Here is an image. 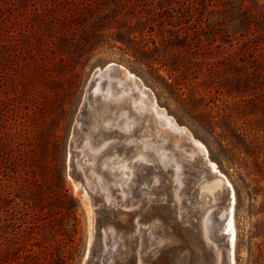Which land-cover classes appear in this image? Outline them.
I'll use <instances>...</instances> for the list:
<instances>
[{
    "label": "rangeland",
    "instance_id": "rangeland-1",
    "mask_svg": "<svg viewBox=\"0 0 264 264\" xmlns=\"http://www.w3.org/2000/svg\"><path fill=\"white\" fill-rule=\"evenodd\" d=\"M111 64L136 76L207 153L177 142L144 110L128 141L112 127L122 134L111 141L116 148L97 155L89 192L99 202L90 207L73 176L82 168L91 174L94 158L83 146L107 143L101 134L108 124H122V114L133 120L130 110L141 104L132 80L111 76L97 81L100 90L80 118L93 75ZM110 92L136 97L116 111L107 104ZM218 176L231 186L226 199ZM103 187L118 208L104 201ZM176 192L187 206L181 223L210 206L216 248L226 257L234 196L235 264H264V0H0V264H110L105 227L95 224L94 238V213L95 223L111 228L108 222L143 199V214L162 207L155 213L167 216Z\"/></svg>",
    "mask_w": 264,
    "mask_h": 264
},
{
    "label": "bare ground",
    "instance_id": "bare-ground-1",
    "mask_svg": "<svg viewBox=\"0 0 264 264\" xmlns=\"http://www.w3.org/2000/svg\"><path fill=\"white\" fill-rule=\"evenodd\" d=\"M121 74H125L127 76V78H129V80H132L136 85H137V89L139 91V94L141 96V104L138 106H133L132 110H135V112H133L132 110H130V114L134 115V119L131 121H128V117L125 116V114L119 115L118 119L121 121H124L122 124L120 123H115V125L113 123L108 124V129H104V133L101 134V136L106 137V141L102 142L100 141V145L99 146H94V142L88 140V142L83 146L84 149H86V154L91 158H94V165L92 164L91 166V174L90 171L85 172L84 169L82 168V172H78L76 171L74 173L73 176H75L76 179L80 180L81 182L84 183L85 185V191H83L84 193V197L86 198V204H88V206H95V204L93 202V197L91 196L89 190H94V187L92 185L91 182V177L94 176V171H95V165L96 162L99 161L97 155L98 153L107 145L110 144V148H116L113 147L115 142L111 141L113 140L114 136L115 139H120V135L122 133H119L120 130H123L125 132V136H126V141H128L129 137L128 135H126L127 133L129 134V132L131 133V129L133 128L134 125H136L138 123L139 120H141L140 115L144 113V110H148L150 112V114L152 116H154L156 122L161 126L166 128L167 132L169 133V135L173 136L174 139L178 140L177 142H181L184 140H187L190 145H192L193 151L199 153V154H206L207 152L205 151V147H203V145H200L199 143H197L193 138L192 135L189 133V131L186 128L180 127L178 126L179 124L175 123L176 121H174L173 117L169 118L164 109L161 110L159 109V107L156 105V102L154 100V98L152 97V94L150 93V90L145 88L144 85L140 82V80H138L135 77H133L126 69H123L122 67L116 65V64H111L109 66H107L104 70H97L95 72V74L93 75V78L91 80V83L89 85L85 100L83 102L82 108H81V112H80V118L82 116L85 115V113L87 112L90 103H91V99L95 96H97V93L100 90V84H97V81L102 80V79H110V77H119V79L122 77ZM121 76V77H120ZM113 79V78H111ZM128 80V79H127ZM128 80V81H129ZM112 80H110V85L114 86L115 84H113V82H111ZM125 81V79H124ZM106 84V83H105ZM126 84V83H125ZM124 84V85H125ZM128 84V83H127ZM97 87V89H95V87ZM111 86V87H112ZM128 86V85H127ZM126 86V87H127ZM113 88V87H112ZM120 88V87H119ZM114 89V88H113ZM122 91V89H121ZM120 91V92H121ZM110 96H108V100L109 102L107 103L108 105H110L109 107H111V110H116L118 111L119 108L121 107V103H130L131 98L134 97V94H126V92H122V93H114V92H110L109 94ZM136 97V96H135ZM148 99V104L146 105L147 101L144 99ZM139 99V98H138ZM130 100V101H129ZM103 102V101H102ZM135 102V101H132ZM139 102V100H138ZM152 106L153 109L150 111L149 107ZM102 109V108H101ZM105 112V111H104ZM108 112V111H107ZM110 112V111H109ZM110 114V113H109ZM110 117V116H109ZM145 118V117H144ZM148 118V117H147ZM151 118V117H149ZM148 118V119H149ZM147 119V120H148ZM143 120V119H142ZM115 121V120H114ZM137 121V122H136ZM112 122V121H111ZM144 122V121H143ZM141 124V121L139 122ZM146 125V123H145ZM144 125V127H145ZM142 126V125H140ZM112 127H117L118 130L114 131L112 130ZM137 128V127H136ZM143 128V127H142ZM116 129V128H115ZM143 130V129H142ZM123 132V133H124ZM137 132V131H136ZM143 132V131H140ZM107 133V134H105ZM139 133V132H138ZM137 133V134H138ZM132 134V133H131ZM130 134V136H131ZM133 135V134H132ZM137 136V135H136ZM136 136L134 138H136ZM142 138V137H141ZM141 138L139 137V139L141 140ZM137 139V140H139ZM139 140V141H140ZM134 141V140H133ZM122 143L121 146L123 144ZM150 142V141H149ZM136 143V144H135ZM137 142H133V144L137 145ZM145 143V142H144ZM143 143V147H145V144ZM148 143V142H147ZM195 143V144H194ZM112 144V146H111ZM141 144V143H140ZM150 144V143H149ZM134 145V146H135ZM147 145V144H146ZM177 145V144H175ZM141 146V145H140ZM184 145H182L183 148ZM125 147V146H124ZM129 147V145H128ZM126 146V148H128ZM138 149V145L136 146ZM181 147V146H180ZM179 147V148H180ZM141 148V149H142ZM147 148V147H146ZM130 149V148H129ZM133 149V148H132ZM185 149V148H184ZM146 149H144L145 151ZM159 150V149H158ZM157 150V151H158ZM139 151V150H136ZM149 151V150H146ZM109 152V151H107ZM139 154V153H138ZM137 155V154H136ZM142 157L144 158V155L141 154ZM171 155V154H170ZM175 155V154H174ZM198 155V154H197ZM208 155V154H207ZM201 156V155H199ZM206 157V156H205ZM135 158V157H134ZM138 158V156H137ZM140 158V157H139ZM170 158H174L172 156H170ZM176 158V157H175ZM192 158V157H191ZM204 158V157H203ZM145 159V158H144ZM205 159V158H204ZM207 159V157H206ZM157 160V159H156ZM163 160V159H162ZM171 160V159H170ZM175 160V159H174ZM173 160V161H174ZM195 160V159H194ZM203 160V159H202ZM141 161V160H140ZM139 161V162H140ZM150 161H152L150 159ZM164 161V160H163ZM167 161V160H166ZM176 161V160H175ZM169 162V166L170 161ZM177 162V161H176ZM195 162V161H193ZM202 162V161H201ZM207 162V161H206ZM120 163V162H119ZM141 163V162H140ZM160 163V161H159ZM166 163V162H165ZM164 163V164H165ZM173 163V162H172ZM203 163V162H202ZM208 163V162H207ZM155 164V161H154ZM162 164V165H164ZM181 164V163H180ZM179 164V166H180ZM196 164V162H195ZM198 164V163H197ZM118 165V164H117ZM143 165V164H142ZM142 165L140 168H142ZM161 165V164H160ZM167 165V164H166ZM194 165V164H192ZM208 165V164H207ZM206 165V166H207ZM127 164H123V168H128ZM173 166V165H171ZM175 166V165H174ZM85 167V166H84ZM146 167V166H145ZM160 167V166H159ZM167 166H163V168L166 169ZM176 167V166H175ZM183 167V165L181 166ZM194 167V166H193ZM196 167V165H195ZM144 168V167H143ZM142 168V169H143ZM156 168V167H155ZM185 168V166H184ZM188 168V167H187ZM160 169V168H159ZM162 169V168H161ZM168 169V168H167ZM210 169V167H209ZM212 169H214V166L212 165ZM98 170V167L97 169ZM153 170V169H152ZM174 170H176L174 168ZM179 170H182L179 168ZM184 170V169H183ZM189 171V168L187 169ZM195 170V169H194ZM211 170V169H210ZM150 171V170H149ZM168 171V170H167ZM193 171V170H191ZM196 171V170H195ZM212 171V170H211ZM214 171V170H213ZM115 172V171H114ZM162 172V171H161ZM160 172V173H161ZM177 172V171H176ZM180 172V171H179ZM184 172V171H183ZM105 173V172H103ZM151 173V171L149 172ZM166 173V172H165ZM174 173V171H173ZM178 173V172H177ZM100 174V172H99ZM168 174V173H167ZM179 174V173H178ZM178 174H176L178 176ZM102 175V174H101ZM160 175V174H159ZM163 176V175H162ZM162 176H158V177H162ZM165 176V175H164ZM172 176V175H171ZM170 176V177H171ZM181 176V174H180ZM179 176V177H180ZM186 176V175H184ZM105 177V176H104ZM174 177V176H173ZM219 177V176H218ZM103 178V177H102ZM108 178V177H107ZM111 178V177H110ZM176 176L174 177V181ZM106 179V178H105ZM109 179V178H108ZM153 179V178H152ZM170 179V178H169ZM181 179V178H179ZM185 178H182V180ZM219 179H221L222 181H220V184H223L225 187H227L226 192H223V196L226 199V195H230V187L229 184L227 183V181L225 180L226 178H223L222 176L219 177ZM122 180V179H121ZM155 180V179H154ZM153 180V181H154ZM162 180V179H161ZM165 180V179H164ZM95 181V180H94ZM105 181V180H103ZM119 181V180H118ZM125 181V180H124ZM152 181V180H150ZM149 181V182H150ZM186 181V180H185ZM108 182V181H107ZM106 182V184H107ZM114 182V181H113ZM155 182V181H154ZM104 183V182H103ZM119 183V182H118ZM151 183V182H150ZM157 183V182H156ZM175 182H173L174 184ZM176 183H178V181H176ZM180 183V182H179ZM178 183V184H179ZM111 184V183H110ZM109 184V185H110ZM123 184V182H122ZM125 184V183H124ZM159 185V183H157ZM155 184V185H157ZM171 184V183H170ZM97 185V184H96ZM100 185V184H99ZM102 185V184H101ZM118 185V184H117ZM164 185V184H163ZM177 185V184H176ZM183 185V184H182ZM105 186V185H104ZM153 186V185H152ZM181 186V185H180ZM188 186V184H187ZM107 187V186H106ZM105 187V188H106ZM112 187V186H110ZM119 187V185H118ZM124 187V186H123ZM122 187V188H123ZM149 187V186H148ZM173 187V185H172ZM179 187V186H177ZM104 188V187H103ZM102 188V189H103ZM104 192H106V194L104 195V201L108 203H110L111 205H114L113 207H117V204H120L119 202L117 203L115 201V199L112 197L111 191H109L108 188L106 189ZM180 188V187H179ZM101 190V188H99ZM113 189V188H112ZM120 189V188H119ZM118 189V190H119ZM213 189V188H212ZM102 190V191H103ZM153 190V189H152ZM156 190V189H155ZM172 190V189H171ZM176 190V189H175ZM182 190V189H180ZM145 191V190H144ZM154 191V190H153ZM122 192H125L122 189ZM128 192V191H127ZM174 192V191H173ZM214 192V191H213ZM99 193V192H97ZM130 193V192H129ZM132 193V192H131ZM130 193V194H131ZM172 193V192H171ZM102 194V193H101ZM114 194V193H113ZM116 194V193H115ZM114 194V195H115ZM137 194V193H136ZM153 194V193H152ZM129 195V194H128ZM135 195V194H134ZM144 195V194H143ZM142 195V196H143ZM212 195V194H211ZM98 196V195H97ZM102 196V195H99ZM116 196V195H115ZM118 196V195H117ZM116 196V197H117ZM145 196V195H144ZM185 196V195H184ZM96 197V196H95ZM157 197V196H156ZM167 197V196H166ZM188 197V196H186ZM184 197V199L186 198ZM216 197V196H215ZM222 197V196H221ZM133 198V197H132ZM138 198V197H137ZM135 198V200L137 199ZM172 204L170 203L169 206H165L164 209H168V214L167 216H163L161 214L155 213L158 212L160 210V208H158L157 210H153L152 212L150 210L145 209V214L142 213V208L143 205L145 204V201L143 199H139L136 203H139V206L137 209H133L132 211L130 210V212H126V213H122L123 214V218H119L118 220H112L111 222H108L109 225L111 224V228H107L106 223L102 222V221H98V223H95V221L97 220V217L94 213V215L92 216V219L94 220V238H99V236L96 235L95 237V231L96 230V225L95 224H100L102 227H105V231L104 233H102V239L104 243V251H106V253H104V261L108 262L110 261V264H209L207 261L210 259L211 264H235V259H234V242H235V230H234V226H233V219H232V215H233V206H234V196L233 198L231 197L229 199V207H227L226 209H228L229 212V224L227 225L228 228L226 229L229 232V239L227 240V253L228 256L226 257L224 255L223 252H221L220 249L216 248V245H218L219 240L218 238L212 234L213 231H211V227H210V221L212 220V215L214 214L213 212L210 211V213H213L210 215V213L208 212V208L210 207H203L199 212H197V216L193 215V221H190L188 223H181V221H185L186 217H184V213H182V210L186 209V204L183 201V199L181 198V194L179 192H176L173 197H172ZM217 198V197H216ZM215 198V199H216ZM220 198V195L219 197ZM223 198V199H224ZM97 199V198H96ZM101 200V197L99 198ZM125 199V198H123ZM167 199V198H166ZM118 200V199H117ZM127 200V199H126ZM129 200H127L126 202H128ZM155 201V200H154ZM220 201V200H219ZM96 202L98 203L99 201L96 200ZM95 202V203H96ZM121 202V201H120ZM123 202V201H122ZM162 202V201H160ZM129 203V202H128ZM133 203V204H134ZM163 203V202H162ZM208 203V202H207ZM215 203V202H214ZM212 203V204H214ZM124 204V203H123ZM127 204V203H125ZM132 204V205H133ZM134 204V206H135ZM160 204V203H159ZM211 204V205H212ZM109 205V204H108ZM107 205V206H108ZM131 205V204H130ZM202 205V204H201ZM228 205V203H227ZM112 207V208H113ZM124 207V206H123ZM133 207V206H132ZM108 208V207H107ZM129 208V207H128ZM127 208V209H128ZM110 209V208H109ZM115 209V208H114ZM126 209V208H125ZM154 209V208H153ZM163 209V210H164ZM177 209L178 212H176L175 210ZM225 209V211L227 212V210ZM90 210V209H88ZM96 210V208H95ZM98 210V209H97ZM117 210V209H116ZM208 210V211H207ZM215 210V209H214ZM220 210V209H219ZM115 211V210H114ZM186 211V210H185ZM213 211V210H212ZM218 211V209H217ZM224 211V212H225ZM93 213V212H92ZM100 213V212H99ZM117 213V212H116ZM160 213V212H159ZM191 213V212H190ZM219 213H221V211H219ZM228 213V212H227ZM216 214H218L216 212ZM100 215V214H99ZM111 215V214H110ZM176 215H178V219H176ZM215 215V214H214ZM219 215V214H218ZM90 216V215H88ZM106 216V215H105ZM118 216V215H117ZM196 216V217H195ZM228 216V215H227ZM226 217V216H225ZM223 218L224 220L226 218ZM112 219V218H111ZM227 220V219H226ZM213 223V221H212ZM225 223V222H222ZM218 224V223H217ZM214 224V225H217ZM220 225V222L219 224ZM221 226V225H220ZM216 227V226H215ZM219 227V226H218ZM160 229H162L164 232H161ZM104 230V228H103ZM220 230V229H219ZM225 230V231H226ZM102 231V229H101ZM217 232V231H216ZM221 232V231H220ZM227 232V233H228ZM219 233V232H218ZM137 234H139V236H136ZM222 235V233H221ZM219 236V235H218ZM93 238V237H92ZM231 240V241H230ZM98 241V242H97ZM96 243H99V240H97ZM95 242V241H93ZM95 243V244H96ZM174 243H177V245L172 246ZM182 251H189L190 254L184 255L183 257H181L179 254L180 252L182 253ZM130 252H133V255L131 256V258L127 257V258H122V254H130ZM189 257V258H187Z\"/></svg>",
    "mask_w": 264,
    "mask_h": 264
}]
</instances>
